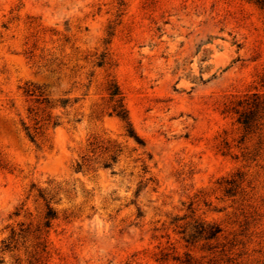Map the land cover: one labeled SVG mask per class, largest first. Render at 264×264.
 <instances>
[{"label":"rangeland","instance_id":"obj_1","mask_svg":"<svg viewBox=\"0 0 264 264\" xmlns=\"http://www.w3.org/2000/svg\"><path fill=\"white\" fill-rule=\"evenodd\" d=\"M253 92L255 0H0V264H264Z\"/></svg>","mask_w":264,"mask_h":264},{"label":"trees","instance_id":"obj_2","mask_svg":"<svg viewBox=\"0 0 264 264\" xmlns=\"http://www.w3.org/2000/svg\"><path fill=\"white\" fill-rule=\"evenodd\" d=\"M255 2H257L261 7H264V0H255ZM102 61L103 60H101V62ZM106 89L109 95L111 112L115 113L121 120L124 121L126 134L133 137L136 141L143 143L131 125L127 109L124 105L123 97L117 83L113 79H110L107 82ZM263 109L264 98L261 94H257L256 92H253L251 95H245L238 98L226 106V110L237 113L236 120L242 124L245 132L251 131L252 126L256 122L257 116H261L258 112L260 113ZM114 157V155H111V158ZM104 165H109V162H105ZM46 208L47 210L44 214V224L47 226L50 223V219L54 217L55 210H53L48 204L46 205ZM214 233L215 230L209 232L210 235H213Z\"/></svg>","mask_w":264,"mask_h":264}]
</instances>
